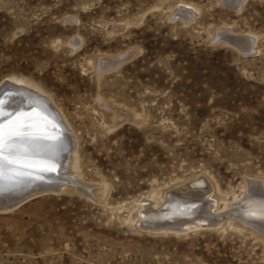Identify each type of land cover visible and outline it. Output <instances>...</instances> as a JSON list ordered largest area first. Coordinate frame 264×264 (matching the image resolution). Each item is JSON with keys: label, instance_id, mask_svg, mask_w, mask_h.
<instances>
[{"label": "rangeland", "instance_id": "1", "mask_svg": "<svg viewBox=\"0 0 264 264\" xmlns=\"http://www.w3.org/2000/svg\"><path fill=\"white\" fill-rule=\"evenodd\" d=\"M233 2L0 0V83L49 96L79 181L0 210V264H264V230L238 217L141 221L173 190L223 212L264 183V0Z\"/></svg>", "mask_w": 264, "mask_h": 264}, {"label": "bare ground", "instance_id": "2", "mask_svg": "<svg viewBox=\"0 0 264 264\" xmlns=\"http://www.w3.org/2000/svg\"><path fill=\"white\" fill-rule=\"evenodd\" d=\"M230 38L229 43L245 53L254 52L256 49H254V42L251 37H246L240 42H237L239 39L235 36L231 35ZM125 58V56H120L116 59H108V62L116 65ZM14 113L20 114L14 124L15 133L47 128L45 122L48 123V119L60 118L61 122L56 126L55 131L60 133L61 137L42 139L37 135L27 134L21 138L6 140L0 145V155L18 158L16 164L21 160L23 161L19 165H7L8 167H3L0 170L3 172L0 173V210L2 211H9L17 205L14 203L24 201V199L39 192L59 191L66 188L67 186L63 181L79 183L78 179H75L77 177L73 176L76 173L73 159L74 150L69 153L66 161L63 160V154L69 145L71 128L67 121L63 120L61 111L53 107L49 96L21 79L4 80L0 83V120L9 119ZM62 165L64 167L62 172L65 173L52 182L54 179L52 173L56 172L58 167ZM30 166H36V168L33 170ZM75 186L79 187L78 185ZM191 188L196 190V186ZM252 188L253 191L250 193L245 192L240 199L236 198L231 205L227 204V208L223 212H217V203L214 199L209 201V204L191 200H168L166 208L158 211L150 208L155 203L149 202V204L143 205L141 221L144 227H150V229L155 225H160L163 229L160 231L163 232H172L174 229H179V232H186L204 225H219L224 217L229 215L238 217L245 224L263 231L264 183ZM204 194L206 195V193Z\"/></svg>", "mask_w": 264, "mask_h": 264}, {"label": "water", "instance_id": "3", "mask_svg": "<svg viewBox=\"0 0 264 264\" xmlns=\"http://www.w3.org/2000/svg\"><path fill=\"white\" fill-rule=\"evenodd\" d=\"M233 1H235V0H221L222 4L224 6H226L227 8L232 9V10H237ZM178 16L177 17L175 16L174 19H179ZM126 60H128V59H125L124 61H126ZM124 61H121L120 63H122ZM51 109L54 110L53 108H51ZM17 117H20L19 113H14L11 116V118H9V119L0 120V134H2V139H0V145L3 142H5L6 140L14 139V138H18V137L21 138L23 136H26L27 134L28 135L29 134H33L35 136L37 135L39 138H42V139H46V138L51 139V138H60L61 137V134L55 131L56 130L55 129L56 126H58L59 123L61 122L60 118L48 119L47 120L48 123L45 122V125L47 126V128L45 127V128L39 129V130H34V131H29V132H18V133H23L22 135H19L18 133L14 132V129H15L14 124H15V121L17 120L16 119ZM49 125L52 126V127H50ZM25 127H28V126H25ZM20 129H22V128H20ZM74 147H75L74 139L70 137L68 148L63 154L64 155L63 160L66 161L68 159V157H69L68 155H69V153H71V151L74 149ZM0 159H1L0 160V170H1V168L6 167L7 165L14 166L16 164V161L18 160V158H11V157H8V156H3V155H0ZM65 161H63V162H65ZM21 162H23V161L22 160L19 161L16 165H19ZM30 167L33 168V170L36 168V166H30ZM63 168H64L63 165L59 166L58 170L56 172L52 173V174H54L53 175L54 179L52 180V182L56 181L57 177H61V175L63 173H65V172H62ZM0 173H3V172H0ZM54 192H57V191H55V190H47V191H44V192H39L36 195H33L31 197H28V198L24 199V201H18V202L14 203V204H20V203H23V202H25V201L33 198V197L41 196V195H44V194H47V193H54ZM204 197H205V195L202 194V192L200 190H190V191H187L185 194H181L180 190L177 189V190H173V191H171V192H169L167 194V200H170V201H179V200L190 201L191 200V201L194 202L195 200H199V202L202 203V204L203 203L209 204V202H207V201H205L203 199ZM201 227H205L206 228V227H212V226L204 225V226H201ZM145 228H147V227H145ZM161 228H162V226H160V225H155L151 229H150V227H148V229L153 230V231H158V232H160V230H163ZM172 232L181 233V232H184V231H180L179 232V229H174V230H172Z\"/></svg>", "mask_w": 264, "mask_h": 264}, {"label": "snow or ice", "instance_id": "4", "mask_svg": "<svg viewBox=\"0 0 264 264\" xmlns=\"http://www.w3.org/2000/svg\"><path fill=\"white\" fill-rule=\"evenodd\" d=\"M19 135H22L23 133H18ZM0 139H2V134H0ZM54 170V169H53Z\"/></svg>", "mask_w": 264, "mask_h": 264}]
</instances>
